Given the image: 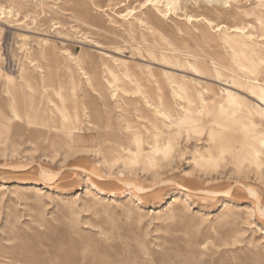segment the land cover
I'll return each instance as SVG.
<instances>
[{
  "label": "rangeland",
  "instance_id": "rangeland-1",
  "mask_svg": "<svg viewBox=\"0 0 264 264\" xmlns=\"http://www.w3.org/2000/svg\"><path fill=\"white\" fill-rule=\"evenodd\" d=\"M143 1L0 0L5 11L12 10L10 14L0 13V264H264V216L258 213L256 200L247 191V188L255 190L259 204L264 206V145L261 147L260 170L247 161L238 168L231 159L225 158L224 161L216 160L215 171L211 166L205 169L193 166L190 150L218 149L216 140L205 137L210 129L226 133L235 131L210 123L208 118L197 123L200 132L191 133L188 139H183V127L169 130L161 125V135L170 132L173 139L168 143L173 157L168 164L160 161L155 168L140 164L127 166L118 159L121 153L113 150L110 154L118 161L106 162L101 156L102 150L95 146L88 149L81 145L68 147L56 132L47 138L37 139L31 135L32 127L25 117L30 101L29 88L19 77V70L22 63L33 68L28 60L30 53L37 55L40 38H48L50 44L54 42L55 45L53 42L51 45L61 63L60 71L52 75L53 88L47 89L52 101L45 98L44 102L56 112V104H61L54 91L56 87L71 112L75 107L80 109L79 126L83 135L94 136L95 130L81 112L84 106L81 89L77 87L74 91L70 88L66 74L68 61L77 80L80 75L73 62L65 59V54L70 52L73 56H80L88 48L101 64L103 55L98 52L103 50L87 39L100 41L105 46L128 44L125 32L113 20L118 19V13H128L131 9L133 11L126 17L134 20L135 15L140 16L143 24L136 22L141 32L162 42L160 33L150 30L147 25L142 11L148 7L142 9ZM263 3L264 0H231L221 17L190 3H182L169 16L161 18L160 28L164 26L162 31L171 39L185 40L187 50H193L195 40H198L204 50L195 53L201 56L199 60L209 62L205 53L212 47L201 31H208L216 39L223 54L229 50L227 43L219 38L220 31L204 26L202 20L187 21L185 14H205L215 22L228 23H233V15H236L255 33L254 39L245 38V52L257 57L258 61L262 58L264 62V46L257 37L259 22L254 16L245 15L253 10L264 14ZM86 5L94 9V13H97L95 6L103 9L98 12L103 18L102 23H84L76 17L74 11L82 10ZM227 34L231 36L232 32ZM140 50L142 57L133 59L137 65L133 70L136 73L142 71L139 66L149 65L147 51ZM150 65L155 70L162 69L156 63ZM104 67L102 65L98 70V76L108 96L111 89L106 78L111 79V76ZM113 67L118 78H125L128 82L120 68L114 64ZM9 73L13 76L10 90L5 78ZM187 75L193 77L192 73ZM200 80L203 84L209 81L206 78ZM212 84L218 91L220 83ZM73 91L77 94L75 99L72 98ZM242 91L245 95H241L254 101L249 97L248 89ZM115 98L110 99L112 104L119 99ZM11 105L20 110L17 112L21 119L16 120L11 115ZM114 109L118 116L120 109L117 106ZM46 116H50L49 112L43 117ZM229 116L238 117L235 113ZM118 121L120 135L126 139L128 132L122 127L124 121L121 118ZM235 122L242 129L253 127L252 136L259 137L255 132L260 126ZM139 130L146 151L153 129L147 130L140 125ZM127 141L134 149L130 138ZM204 172H209L211 177L203 175ZM139 185L144 189L140 190ZM181 185L194 190L202 188L203 191H190L185 195L187 192ZM100 188L105 189L106 194H100ZM227 189L230 192H225ZM174 195L179 196L181 203L170 213L157 216L155 211ZM227 202L231 209L223 211V204Z\"/></svg>",
  "mask_w": 264,
  "mask_h": 264
},
{
  "label": "bare ground",
  "instance_id": "bare-ground-1",
  "mask_svg": "<svg viewBox=\"0 0 264 264\" xmlns=\"http://www.w3.org/2000/svg\"><path fill=\"white\" fill-rule=\"evenodd\" d=\"M230 1L144 0L141 3V7L142 9L148 7L145 11H142L146 22H148L147 25H150V30L160 33L162 42L158 38L150 39L148 33L141 32V28L139 29L140 26L136 22L139 21V23L143 24L140 16L135 15L134 20H129L126 17L133 11L131 9L128 13H118V19L113 20L125 32L129 41L128 44L114 43L111 46H105L100 41L87 39L88 35L84 36L87 41L93 42L96 48L103 50L98 52L101 56L103 55L101 64L97 61V56L88 48L83 50L79 54L80 56H73L70 52H67L65 59L73 62L72 64L76 66L77 74L80 75V79L77 80L73 66L69 65V61V64L64 62V65L66 64L67 79L69 78L71 90L77 89V87L81 89L84 103L81 112L86 115L91 127L95 130L94 136L83 135L79 126V108L75 107L74 111L71 112L64 105L65 98L59 94V91L55 89L56 87L54 91L61 101V104H56V112L44 102L45 98L46 100L48 98L49 102L52 101L49 94H47V89L52 87V75L54 72L60 71L61 63L52 48L51 44L53 41L50 44L47 40L48 38H40L37 55H31L30 53L29 60L27 59L33 68L30 69L29 65L26 66L21 62L22 65L19 70V77L23 79L24 84L29 88V94H27L30 101L26 106L25 117L27 124L32 127V137L37 139L40 137L47 138L50 133L56 132L62 137L64 145L68 147L77 145H81L84 147L83 149L97 147V149L103 151L99 152H102V155H100L106 162L112 163L114 161L113 163H115L118 159H122L127 166L140 164L143 167L155 168L160 161L168 164L170 158L173 157L172 149L168 145L173 139L170 136V132H167L166 135H161V125L169 130L171 127H183L185 132L183 139H188L191 133L200 132L197 123L203 118H208L210 123L231 130L234 129L235 132H217L215 129H210L205 137L216 140L218 149L213 151L210 148H205V150L203 148L205 152L199 149L190 150L193 166L203 169L211 166L216 171V162L229 158L238 168H241L244 162L247 161L260 170L262 165V160L260 159L262 154L261 147L264 145V62H262V58L258 61L257 57L245 52L244 49L246 46L245 38H255L253 30L248 28L245 20L236 15H233L235 21L228 23L225 21L215 22L214 19L207 17L205 14L197 16L185 14L184 19L187 21L202 20L204 26L220 31L219 38L227 43L229 50H225V54H223L218 49L219 44L216 39L208 31H201L202 36L208 39V44L212 47L210 52L207 51L205 53L209 57V62H203V60L198 59L201 56L195 52L204 49L199 41L195 40L194 36L195 48L187 50L188 45L185 40L171 39L168 34L162 31L164 26L162 25V29L160 28L161 18L169 16L182 3H190L192 6L203 8L205 12L221 17L230 6ZM95 8L97 13H94V9L86 5L83 6V11H74V14L84 23L88 21L102 23L103 18L98 12H102L103 9L100 6H95ZM11 12V9L5 11L0 6V13L10 14ZM245 15H252L259 22L260 32L257 37H259L258 40L264 46V14L253 10ZM228 32H232L231 36L227 34ZM110 43L112 44L113 42ZM53 45H55L54 42ZM140 48H144L147 51L149 56L147 62L149 65L142 64L143 66H139L142 71L136 73L133 70L137 68L135 67L137 65L133 59L141 56ZM108 52H112V54H108ZM151 63L160 65L162 69L155 70L150 65ZM113 64L120 68L121 71L118 70L122 72V76L126 77L128 82H126L125 78L121 80L118 78L116 71L113 69ZM102 65L106 67L111 76V79L106 78V83L111 89L108 96L104 92L102 82L98 76V70L101 69ZM169 69L177 70L180 73H174ZM187 73H192L193 77H189ZM5 78L9 89L12 85L13 76L9 73L5 75ZM200 78H206L209 81H205L203 84ZM213 82L220 83L218 91L214 89ZM244 89H248L249 97L253 98L254 101H249L241 95L242 93L244 94V91H242ZM74 91L72 92L73 99L77 98V94ZM115 97L119 99L115 104H112L110 102L111 98ZM13 98L16 101L15 96ZM14 100H12L13 103H15ZM17 106L19 107V105ZM114 106H117L121 111L120 114L116 112L119 114L118 116L115 115L114 110L116 107L114 109ZM15 108L11 105V115L16 120L21 119V114L19 115L18 113L20 110L18 111ZM48 112L50 116L44 118L43 116ZM234 113L238 117L229 116ZM118 118L124 121L122 123L124 126L122 127L128 132L126 139L120 135L121 127H119ZM138 119L146 120L148 123H141ZM19 121L17 122L19 123ZM235 121H240L241 125L244 126L250 124L260 126V130L257 133L255 132L259 137L254 138L252 136V131H255L253 127L242 129V127L235 124ZM140 125L147 130L153 129V133H151L152 139L148 142L149 147L146 151H144L142 146L143 140L139 130ZM23 126L25 127V124ZM129 138L133 146L135 145L134 149L128 145L127 139L129 140ZM110 150L121 153L117 160L111 155L112 153L110 154ZM203 175L209 177L211 174L204 172ZM139 188L140 190L144 189L141 185H139ZM181 188L187 192L185 195H188L190 191H203L202 188L201 190H194L185 185H181ZM247 191L255 198L258 213L264 216V206L259 204L255 190L247 188ZM98 192L102 195L106 194L105 189L100 188ZM208 192L211 191L209 190ZM225 192L230 191L227 189ZM169 199L163 207L155 211L157 216L164 215L167 212L170 213L180 202L178 195L171 196ZM229 209H231V205L228 202L224 203L223 211Z\"/></svg>",
  "mask_w": 264,
  "mask_h": 264
}]
</instances>
